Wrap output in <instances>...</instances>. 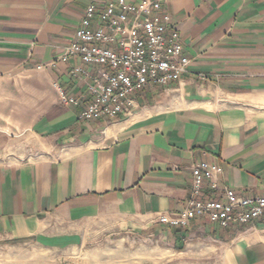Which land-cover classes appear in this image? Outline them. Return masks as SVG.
<instances>
[{
	"label": "crops",
	"instance_id": "crops-1",
	"mask_svg": "<svg viewBox=\"0 0 264 264\" xmlns=\"http://www.w3.org/2000/svg\"><path fill=\"white\" fill-rule=\"evenodd\" d=\"M93 1L0 0V244L124 235L168 244L160 264H264V216L157 220L184 209L201 161L222 168L221 187L264 196V0H163L188 71L110 123L61 99L85 92L68 72L79 58L48 65Z\"/></svg>",
	"mask_w": 264,
	"mask_h": 264
},
{
	"label": "built area",
	"instance_id": "built-area-1",
	"mask_svg": "<svg viewBox=\"0 0 264 264\" xmlns=\"http://www.w3.org/2000/svg\"><path fill=\"white\" fill-rule=\"evenodd\" d=\"M163 0H94L80 21L74 39L49 66L80 59L68 72L85 83V92L69 96L68 105H82L84 120L116 121L132 113L136 95L146 89L170 84L187 71L190 59L172 15L163 10ZM222 168L201 161L192 167V189L184 209L177 214L159 213L158 222L171 227H189L196 218L221 228L254 225L264 216V196H238L220 185ZM210 191L205 196L204 184ZM221 191L224 201L212 193Z\"/></svg>",
	"mask_w": 264,
	"mask_h": 264
},
{
	"label": "rangeland",
	"instance_id": "rangeland-1",
	"mask_svg": "<svg viewBox=\"0 0 264 264\" xmlns=\"http://www.w3.org/2000/svg\"><path fill=\"white\" fill-rule=\"evenodd\" d=\"M61 245L36 241L0 244V264H160L171 258L170 246L124 235L57 237Z\"/></svg>",
	"mask_w": 264,
	"mask_h": 264
}]
</instances>
